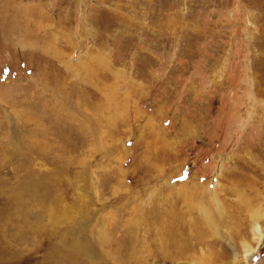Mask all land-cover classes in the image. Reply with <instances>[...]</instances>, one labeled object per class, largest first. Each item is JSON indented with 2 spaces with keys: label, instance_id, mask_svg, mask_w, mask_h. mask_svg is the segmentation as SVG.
I'll list each match as a JSON object with an SVG mask.
<instances>
[{
  "label": "rangeland",
  "instance_id": "rangeland-1",
  "mask_svg": "<svg viewBox=\"0 0 264 264\" xmlns=\"http://www.w3.org/2000/svg\"><path fill=\"white\" fill-rule=\"evenodd\" d=\"M246 169L264 226V0H0V264H244Z\"/></svg>",
  "mask_w": 264,
  "mask_h": 264
},
{
  "label": "bare ground",
  "instance_id": "bare-ground-1",
  "mask_svg": "<svg viewBox=\"0 0 264 264\" xmlns=\"http://www.w3.org/2000/svg\"><path fill=\"white\" fill-rule=\"evenodd\" d=\"M36 30H38V28H36ZM25 32H27V31H25ZM14 33H15V31H14ZM22 33H24V32H22ZM24 36H25V33H24ZM27 36H30V35L26 34L25 37H27ZM22 37H23V35H22ZM17 42L19 43L20 41H17ZM21 42H23V41H21ZM23 45H22V47H23ZM36 116H38V115H36ZM50 130H51V127L50 126L48 127L47 124H45V128H40V127L34 128L33 127V130L32 129L30 130L32 133L31 135L35 134V136H34L35 138L33 139V142H34V145H35L37 151L40 153L43 151L44 146H46L50 142L48 137L46 138L47 131H50ZM40 134L42 136H41V138H38L37 135H40ZM58 134L61 137L62 131H59ZM45 138L48 139L49 141L46 140ZM253 150L254 149H250L247 153H245L247 155V158H244V156L240 157L237 154L235 159H237L238 162L243 163V165H245L246 167H248V166L253 167L252 164L253 165L259 164V163H257L258 161L253 154V152H254ZM256 166L259 167V165H256ZM242 167H244V166H242ZM241 171H239L237 173H233L231 171H229V172L224 171L225 174L222 172L220 173V176H221L220 178L225 177L228 180V185H225V189H227L228 193H232L234 195H237V200H236L237 202H234V200H229L228 202L226 201L224 204H225L226 208H228V210H230V213H231L229 216L230 219L233 218V219H236V221L238 219H240V221H241V219H242V221H243V218H244L243 216L246 214H250V217L251 216L254 217V219H252L253 222H252L251 228H252L253 238L255 239V241L257 243L256 247L258 248L264 239V226H263V224H261V221H260L259 216H258L259 214L255 213V211L251 207L252 205L251 206L249 205L250 202L252 203V201L254 199L249 198V196L246 194V193H250V194L257 195V193H256L257 191H256L255 186H253V184L251 182H249L247 179V177L249 176L252 180V177L254 175L252 176V174H250V172H247L248 171L247 169L244 170L243 172H241ZM254 181H257V180H254ZM194 187H198V186L197 185L192 186L191 189H189V191L191 190V192H193ZM170 196L171 195H169L167 197H170ZM167 202H169V200H167ZM162 210H163V212L159 216L161 218L159 219V222L157 225L158 229L157 228L154 229L153 233H154V231L155 232L157 230L159 231V243L158 244H161L162 250L164 249L165 253L170 252L171 253L170 256H172V258H173L178 253V250L181 248V244H182L181 236L183 234L180 233L181 228H183L181 226V220L182 219L180 218L181 216L180 217L177 216V213H175V210L173 208H169V207L165 206V207H162ZM221 214H222V212H221ZM179 218L181 219L180 221H178ZM234 226L236 227V225H234ZM200 242L202 243L203 240ZM257 248L251 249L249 246L244 247V264L248 263V261L250 260V257L256 252Z\"/></svg>",
  "mask_w": 264,
  "mask_h": 264
}]
</instances>
